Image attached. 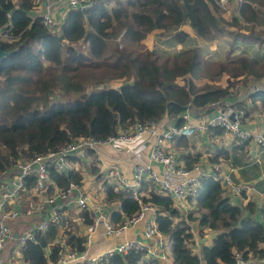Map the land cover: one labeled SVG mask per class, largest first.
<instances>
[{"label": "trees", "instance_id": "trees-1", "mask_svg": "<svg viewBox=\"0 0 264 264\" xmlns=\"http://www.w3.org/2000/svg\"><path fill=\"white\" fill-rule=\"evenodd\" d=\"M113 1L110 7V0H98L81 11L69 9L59 31H51L34 15V0H0V25L9 23L12 35L0 43L5 50L19 45L0 59V181L20 159L56 150L82 136L105 139L134 121L158 120L164 114L175 117L179 125L187 110H182L183 106L200 111L238 95L236 85L240 82L249 89L264 80V55L259 59L255 53L228 55L223 62L211 63L198 47L163 56L160 50L148 49L140 42L152 29L177 28L184 21L197 36L218 33L222 18L207 0ZM254 4L264 6V0H241L234 22L239 17L257 20L264 14ZM240 35L242 39H262ZM187 36L188 32L179 29L172 38L184 42ZM80 41L88 44L87 51L75 46ZM223 77L224 83L220 82ZM251 77L256 80L250 84ZM116 79L121 80L117 86L107 85ZM96 84L104 86L86 89ZM249 90L246 97L260 100L264 108V88ZM54 91L73 97L50 100ZM244 101L235 100L234 108L246 110ZM198 157L185 155L184 164L191 166ZM34 178L33 174L27 176L21 194L33 190ZM81 178L74 168L66 172L50 165L46 192L70 180L81 182ZM103 185L105 196L118 202L110 212L115 222L138 211L144 202L156 206L154 219L168 236L172 264H234L236 251L245 258L264 255V222L254 217V202L249 199L238 204L229 189L211 176L202 178L194 197L188 196L195 209L187 212H181L169 195L149 181L141 183L137 195L133 188H116L107 181ZM142 189H148L147 194H140ZM79 215L83 223L91 221L86 208ZM71 221L38 231L22 249L23 258L29 264H50L66 250H85L84 235L73 230ZM190 221L198 226L200 235L206 229L216 231L210 244H201L199 253L190 248ZM152 261L157 260L143 252H116L105 264Z\"/></svg>", "mask_w": 264, "mask_h": 264}, {"label": "built area", "instance_id": "built-area-1", "mask_svg": "<svg viewBox=\"0 0 264 264\" xmlns=\"http://www.w3.org/2000/svg\"><path fill=\"white\" fill-rule=\"evenodd\" d=\"M97 1L50 0L48 3H50L49 5L62 4L65 11L69 9L81 11L92 7ZM228 1L217 0L221 5L229 3ZM238 1L241 2V0ZM34 3L39 4L40 0H34ZM235 14L239 16L238 10ZM38 15L41 17L43 26L51 31H59L61 22L56 20L51 8L46 7L45 11ZM8 24L0 25V40L12 38ZM182 24L189 23L184 21L179 24L176 30H179ZM226 103L216 102L209 105L207 107H211L209 113L190 112L187 109L182 113L183 122L179 125L174 123L159 128L160 119L146 122L134 121L125 128H119L116 134L109 135L105 139L82 136L60 145L56 150H49L27 159L18 160L8 175L0 181V250L13 237V231L7 223L8 219L33 215L36 210L44 207L47 208V211L36 225L28 227L19 234L10 249V257L14 260L5 262L0 255V264H29L22 256V249L26 242L34 240L36 233L45 230L49 225L60 226L69 221L71 219L69 211L75 208L80 210L86 208L91 218L87 224L88 231L83 233L85 250L82 252L66 250L50 264H105L106 260L116 252L121 254L143 252L145 257H154L165 262L170 241L168 236L157 227L154 219L156 206L153 203L144 202L138 211L115 222L110 218L109 199L105 196L95 199L86 192L81 182L70 180L65 186L54 187L51 192H46L48 166L51 165L59 171L67 172L70 167V156L74 155L83 159L88 149L97 150L102 144L128 142L142 134L152 140L148 158L138 160L132 165L130 178L119 174L114 176V179H110L109 182L116 188H133L134 195H137V189L141 183L144 180L149 181L159 192L169 195L181 212H187L188 196H195L204 176H211L222 182L232 196L241 194L243 191L255 189V187L249 183L235 182L230 174L222 169L220 163H214L209 171L204 170L197 162L186 166L179 161L172 149H167L178 135L191 136L214 127L221 128L236 140H253L261 148H264V130L252 131L242 122L245 110L234 108ZM32 174L35 177L33 189L41 196L40 201L15 207L14 204H19L21 192L27 186V176ZM139 223L142 224L140 236H127L129 229ZM100 224L103 229H100ZM190 231L193 236L197 235L192 228ZM96 233L115 240L105 248L91 253L90 248L94 243L93 238ZM196 247H199V243ZM169 264L172 263L169 262ZM234 264H264V255L258 258H245L240 251H236Z\"/></svg>", "mask_w": 264, "mask_h": 264}, {"label": "crops", "instance_id": "crops-1", "mask_svg": "<svg viewBox=\"0 0 264 264\" xmlns=\"http://www.w3.org/2000/svg\"><path fill=\"white\" fill-rule=\"evenodd\" d=\"M49 1L50 0H40L39 4H35L34 15L41 14L45 11L46 7H49L53 11L56 20L61 22L66 12L64 6L58 3L49 5ZM182 28L184 31L186 30L184 26H182ZM155 30L156 29H152V32ZM186 31L191 33L190 28ZM257 83L258 82L252 84V87L249 89H254L255 84ZM249 89H247V87L240 89L238 95L232 96L228 99V104L234 107L233 103L235 100L241 99L239 96L245 94L242 99H245L244 102L247 105V109L242 117L243 124L252 129V131L264 130V108L261 106L262 104L260 100L257 99L253 102L246 97L248 96L247 92L251 91ZM207 109H209V111L205 113L211 111V107ZM188 110L190 112L195 111L194 109ZM175 122V117H170L167 114H164L158 122V127L164 128ZM151 143V138L147 135L139 134L128 142L102 144L97 150H91L88 158L89 163L87 160L80 159L77 156H70L69 169L74 168L80 171L82 175L81 184L84 186L86 192L96 199L101 197L102 194L105 196L103 189L104 181L109 182L110 179H114V176H118L119 174L126 178L130 177L132 165L138 160H146L148 158ZM167 149H172L182 163L185 161V155L194 156L199 154L196 162L199 163L204 170L209 171L214 163H220L222 169L228 172L235 182L252 184L255 189L243 191L241 194H234V200L240 205L249 199L252 200L255 205L254 217L261 222H264L262 218V212L264 210V148H261L253 140H244V142L237 141L224 130L209 128L191 136L178 135L174 141L169 144ZM84 162L86 163L85 165ZM6 175H8V173H6L4 177H6ZM147 192L148 189H142L140 194H147ZM19 198V204H14L15 207L39 202L41 196L33 189L24 192ZM109 201L111 204V210L112 208L117 207V201L112 199H109ZM46 211L47 208L44 207L38 211L36 210V213L33 215L10 218L7 220V223L13 231V237L0 250V255L5 262L7 260H12L10 257V249L19 234L28 227L36 225L45 215ZM79 212L80 209L77 208L69 211L72 220L71 222L73 223V230L83 234L88 231V225L82 222ZM242 212L246 213L247 210L242 208ZM141 227L142 224H137L131 227L127 236H140ZM213 233L211 232L209 239L210 242ZM192 239L190 248L197 253L200 252L201 244H210V242L206 241L204 237L197 240L196 237L193 236ZM93 240L94 243L91 245V247L94 245L93 251H99L107 245L112 244H105L106 240L103 238L102 234L96 233ZM198 243L199 247L195 248ZM167 255V260L165 262L154 257L149 258L156 259L158 264H169L170 260H172L170 246L167 249ZM154 263L156 262L152 261L149 264Z\"/></svg>", "mask_w": 264, "mask_h": 264}, {"label": "rangeland", "instance_id": "rangeland-1", "mask_svg": "<svg viewBox=\"0 0 264 264\" xmlns=\"http://www.w3.org/2000/svg\"><path fill=\"white\" fill-rule=\"evenodd\" d=\"M211 10L217 15L221 16V31L213 35H207L204 37H200L195 35L193 28L189 24H182L180 29H183L182 26L185 27L186 30L191 29V33L188 32V36L184 42H177L172 38L175 35L176 27L171 25L166 28H155L156 30L152 32H147L144 38L141 39V43L144 44L148 49L155 48L160 50V53L163 56L172 55L180 50H185L188 48L198 47L201 51L203 57L211 63H218L225 61L228 55H237L244 54L250 56L251 54L256 55L257 59L264 55V14L258 16L256 20H244L242 17H239L237 23L234 22V18L237 16L235 12L238 10L239 1H228L229 3H223L222 5L217 2V0H207ZM114 3L113 0H110L108 6L110 7ZM255 8L264 11V6H260L259 4H254ZM239 12V11H238ZM184 30V29H183ZM185 30V31H186ZM187 32V31H186ZM240 34H253L258 35L262 39H242ZM238 35V38L236 36ZM120 43V42H119ZM75 46L81 45L84 50L87 51L88 44L86 42H75ZM120 48L122 47L119 46ZM254 55V56H255ZM256 80V78L251 77L249 79V83ZM121 80L116 79V81H107V85L117 86ZM220 82H225V77H223ZM248 84V83H247ZM104 84H96L91 87L86 86V89L98 88L102 87ZM236 90H240L245 86L242 85V82L236 85ZM73 97L71 94L62 93L61 91H54L50 94V100L57 99H67ZM90 150L88 149L84 160L88 161L90 156ZM89 154V155H88ZM86 163L84 162V165ZM92 167V166H91ZM93 168V167H92ZM130 178V177H129ZM194 210V203L188 202L187 210ZM141 224V223H139ZM100 229H103L102 224H100ZM193 229L197 235L195 236L197 240H200L202 237L208 242H210L211 232L213 235L215 234V230H204L203 235L198 233V226L195 222L190 221V229ZM202 236V237H201ZM106 240L105 244L112 243L115 239L103 236ZM194 242V241H193ZM94 245L90 248L91 253H95L97 250L93 251ZM14 260V258L12 259ZM158 264L157 261H155Z\"/></svg>", "mask_w": 264, "mask_h": 264}, {"label": "water", "instance_id": "water-1", "mask_svg": "<svg viewBox=\"0 0 264 264\" xmlns=\"http://www.w3.org/2000/svg\"><path fill=\"white\" fill-rule=\"evenodd\" d=\"M18 47H19V45H17V46L14 47V48H11V49H9V50H5V49L2 47V44L0 43V59H1L2 57H4V56L8 55L9 53H11V52L17 50ZM260 88H264V80H263L262 82H258L257 84H255V87H254L253 90H255V89H260ZM250 93H251V91H248V92H247V95H249ZM244 96H245V94H241V95L239 96V98H242V97H244ZM219 103H221V102H219ZM227 103H229V102L227 101ZM185 109H188V107L183 106V107H182V110H185ZM208 111H209V109H207V108H205V107L200 109V112H208ZM231 116H232V115H231Z\"/></svg>", "mask_w": 264, "mask_h": 264}]
</instances>
